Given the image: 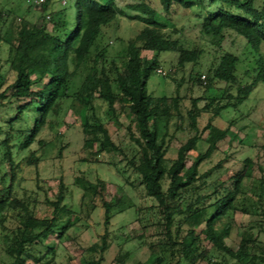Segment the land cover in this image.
Returning <instances> with one entry per match:
<instances>
[{
  "label": "trees",
  "instance_id": "obj_1",
  "mask_svg": "<svg viewBox=\"0 0 264 264\" xmlns=\"http://www.w3.org/2000/svg\"><path fill=\"white\" fill-rule=\"evenodd\" d=\"M117 1L72 0L67 8L45 15L52 2L45 0L39 5L28 4L34 10L43 9L35 21L16 17L10 19L9 24V11L0 13V46L8 47V65L17 63L13 82L4 89L5 80L0 74V108L5 100H8L6 105L15 104V114L8 119L6 130H0L3 136L0 164H9V172L0 173V248L8 264H27L29 260L32 264H51L52 258L43 262L49 252L53 254V247L45 245L44 241L53 235L61 238L73 225L71 212L64 204L62 178L54 200L47 201L51 217L42 224H35L31 202L12 194L16 178L14 169L18 168L12 159V149L19 152L35 143L42 146L44 142L38 137L50 120L59 118L64 108L75 103L82 107L83 150L91 156L104 151L121 156L126 167L137 175L145 196L156 201V205L148 209H156L155 224L161 230L155 234L159 241L148 245L152 250L149 264H228L229 261L264 264V241L260 239L264 234V173L257 179L255 199L248 203L249 206L238 209L235 205L240 196L245 198L244 181L250 178V159L243 161L241 170L231 177V188L224 189L225 193L220 197L207 206H186V200L200 190V185L205 184L204 179L210 176V172L200 173L202 162L217 150L219 141L230 135L233 137L230 127H216L215 119L228 108L237 110L257 84L264 83V55L261 53L264 0L260 7L256 6L257 0H157L166 16L175 6L190 11L200 32L220 50L226 32L231 31L244 39L246 46L257 56L251 66L250 82L242 84L237 76L238 56L223 51L207 67L204 88L212 87L217 81L224 83L225 88L219 99H211L201 108L197 106V99H190L189 106L184 107V98L178 89L174 96H152L147 90V80L151 72L157 73L162 52L176 54V69L183 71L186 65L198 63L202 50L198 46L184 48L172 32L166 31V23L148 6L150 0H131L133 3L124 5L131 11H140V16L137 14L131 19L141 23L124 40L117 31L121 17L126 14ZM72 8L73 17L70 14ZM108 38H112L116 48L109 44ZM143 51L151 52L152 56L144 57ZM165 76L167 74L161 77ZM200 77L199 72H191L189 81L201 85ZM96 100L104 103L106 112L115 121L123 113L132 117L127 126L132 144L127 151L112 140L98 115L100 106L95 104ZM172 120L180 122L175 124L176 130H181L186 122L189 135L179 142L176 157L169 161L166 154L174 136L169 135L167 129ZM202 121L205 125L200 128ZM204 132L208 133L205 138L208 146L187 168L188 153L197 150ZM29 158L37 164L34 152ZM199 180L201 183L196 184ZM73 182L82 191L83 198L89 197L92 202L97 198L100 200L104 233L98 242L86 248L84 262L101 264L109 252L108 227L113 215L134 208L137 216L140 209L134 207L122 189L106 201L102 195L105 183L99 178L89 180L81 174ZM215 191L216 187L213 193ZM238 210L256 217L251 223L256 232L253 227L242 230L238 249L233 250L226 244V239L230 235L233 215ZM63 217L67 219L60 222ZM223 220L225 225L218 232L215 225ZM173 226L175 232L171 231ZM201 236L210 248L202 247ZM38 246L46 251L32 254L31 250ZM127 255V252L119 251L114 262L124 264Z\"/></svg>",
  "mask_w": 264,
  "mask_h": 264
},
{
  "label": "rangeland",
  "instance_id": "obj_2",
  "mask_svg": "<svg viewBox=\"0 0 264 264\" xmlns=\"http://www.w3.org/2000/svg\"><path fill=\"white\" fill-rule=\"evenodd\" d=\"M30 1L0 0V13L5 14L6 11H9L10 14L7 24H9L10 19L16 17H25L35 21L42 14L43 9L29 8ZM117 2L126 14L119 21L117 34L126 40L131 36V30H136L141 26L137 19H131L137 14L140 16V11L124 8V5L133 3L131 0H118ZM70 3L72 0H52L50 9L44 14H52L65 9ZM262 4L263 0L256 1V6L260 7ZM148 6L157 14L159 19L166 23V31L172 32L173 37L177 38L184 48L198 46L202 50L198 63L186 65L183 71L176 69V54L162 52L159 55L160 63L157 67V73L151 72L147 80V90L152 96H174L175 90L178 89L179 95L184 98V104L182 103L184 107L189 106L190 99H197V106L200 108L211 99H219L225 88L224 83L217 81L210 88H204V83L207 82L205 76L207 67L215 62L223 51L238 56L237 76L242 84L250 82L253 75L251 66L257 56L250 51L240 36L231 31L226 32L220 50L212 44L209 37L200 32L199 24L194 20L190 11H183L175 6L170 15L166 16L162 13L157 0H150ZM70 14L73 17V8L70 10ZM108 35L111 37V34ZM108 39L109 44L116 48L117 45L112 38ZM261 53L264 55V46L261 48ZM142 54L146 58L152 56L149 51H143ZM7 59L8 47L2 44L0 46V74L5 80L2 89L13 82L14 70L17 69V63L8 65ZM191 72L201 74L200 80L203 82L201 85L189 81ZM164 74L167 76L161 77ZM7 102L8 100L3 101V107L0 108L1 132L6 130L8 119L15 114V104L6 105ZM95 104L100 106L98 115L107 126L114 143L127 151L132 144L127 130L132 117L123 113L118 117V121H115L113 116L106 112L104 103L96 100ZM81 110L82 107L75 103L64 108L59 118L51 119L46 129L38 137L44 142L42 146L35 143L30 148L19 152L16 148L12 149L13 162L18 165V168L14 169L16 178L12 185V194L27 198L31 202L35 224H42L46 218L52 215L51 207L47 201L54 200L59 180L62 178L65 185L64 204L71 212L70 220L73 225L65 230L61 238L53 235L44 241L45 245L53 247V254L49 252L43 262L46 263L52 258L51 264H86L84 262L87 257L86 248L98 242L104 233L103 209L100 207L99 198L95 199L94 202L89 197L83 198L82 191L74 185L73 179L81 174L88 176L89 180L101 179L105 183L102 195L106 201L113 199L122 189L134 207L140 210L137 216H135L134 208L113 215L108 227L109 252L101 264H116L114 260L119 251L128 253L124 264H149L152 250L149 249L148 245L159 241V237L155 234L161 230L160 226L155 224L156 209H148L155 206L156 201L145 196L143 186L139 183L137 175L126 167L125 161H121V156L107 151L91 156L83 150L80 125ZM230 122L232 123L229 124ZM176 123V120H172L167 129L168 134L174 136L166 154V159L169 161L176 157V147L179 146V142L184 141L189 135L186 131V122L181 130L175 129ZM204 125L205 121H202L200 128ZM214 125L221 129L229 126L233 137L230 135L219 141L217 150L202 162L199 168L200 173L210 172V176L204 179L205 184L200 185V190L190 195L186 200V206L190 204L207 206L215 198L220 197L225 193L224 189L231 188V177L241 170L243 161L250 159L252 163L250 178L244 181L245 198L240 196L235 202L238 209L249 206L248 203L255 199L257 179L264 173V83L257 84L237 110L228 108L222 111L220 117L215 119ZM131 131L136 136L133 126H131ZM201 136L202 138L197 143V150L188 153L187 168L197 154L204 152L208 146L205 141L208 133L204 132ZM2 138L3 136L0 135V142ZM32 152L38 158L37 164H34L33 160L29 158ZM2 153L3 149L0 146V156ZM84 159L88 162L84 163L82 161ZM0 170V173L9 172V164L3 162L0 164ZM201 181L199 180L196 184H200ZM166 187L167 182L165 181L164 188ZM215 187L217 191L213 193ZM205 196H209V198ZM158 216L160 217V215ZM66 219L67 217H63L60 222H65ZM255 219L256 217L250 213L243 214L239 210L236 211L233 215L232 228L229 237L226 239V244L233 250H237L240 232L253 227L254 224L251 223ZM224 225L225 221H220L215 225V229L220 232ZM171 231L175 232V226L171 228ZM253 231L256 232L255 227H253ZM201 238L203 239V236ZM260 239L264 241V234H261ZM202 247L210 248L209 243L204 239ZM157 250L154 251L157 252ZM45 251L46 249L40 246L31 250L32 254L44 253ZM8 263L7 257L0 248V264ZM27 264H32V261L29 260ZM197 264L206 263L198 262ZM228 264H234V262L229 261Z\"/></svg>",
  "mask_w": 264,
  "mask_h": 264
},
{
  "label": "built area",
  "instance_id": "obj_3",
  "mask_svg": "<svg viewBox=\"0 0 264 264\" xmlns=\"http://www.w3.org/2000/svg\"><path fill=\"white\" fill-rule=\"evenodd\" d=\"M44 2H45V0H31L29 3L32 5H39V4H42ZM47 18H49V17L47 16Z\"/></svg>",
  "mask_w": 264,
  "mask_h": 264
}]
</instances>
